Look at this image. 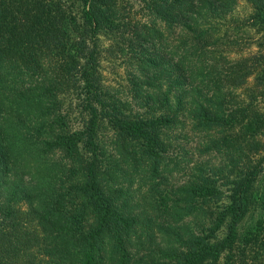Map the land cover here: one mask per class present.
Wrapping results in <instances>:
<instances>
[{
  "label": "trees",
  "instance_id": "trees-1",
  "mask_svg": "<svg viewBox=\"0 0 264 264\" xmlns=\"http://www.w3.org/2000/svg\"><path fill=\"white\" fill-rule=\"evenodd\" d=\"M121 1L0 0V264H264V0Z\"/></svg>",
  "mask_w": 264,
  "mask_h": 264
},
{
  "label": "rangeland",
  "instance_id": "rangeland-1",
  "mask_svg": "<svg viewBox=\"0 0 264 264\" xmlns=\"http://www.w3.org/2000/svg\"><path fill=\"white\" fill-rule=\"evenodd\" d=\"M126 12L137 13V7L133 0H122ZM251 6L246 1H240L237 8V15H243L251 10ZM122 26L116 27L104 36V54H103V74L106 82L114 87H123L126 82V46L127 35ZM251 47V51H254Z\"/></svg>",
  "mask_w": 264,
  "mask_h": 264
}]
</instances>
